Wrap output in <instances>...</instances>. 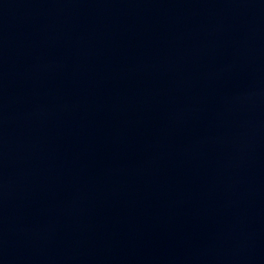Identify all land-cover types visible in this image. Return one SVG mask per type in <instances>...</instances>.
Returning a JSON list of instances; mask_svg holds the SVG:
<instances>
[{"label":"water","instance_id":"water-1","mask_svg":"<svg viewBox=\"0 0 264 264\" xmlns=\"http://www.w3.org/2000/svg\"><path fill=\"white\" fill-rule=\"evenodd\" d=\"M264 207V0H0V264H206Z\"/></svg>","mask_w":264,"mask_h":264}]
</instances>
